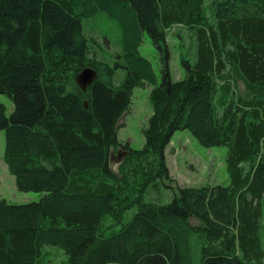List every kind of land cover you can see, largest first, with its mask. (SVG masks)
I'll return each instance as SVG.
<instances>
[{"label":"trees","instance_id":"16d2710c","mask_svg":"<svg viewBox=\"0 0 264 264\" xmlns=\"http://www.w3.org/2000/svg\"><path fill=\"white\" fill-rule=\"evenodd\" d=\"M101 12L122 31L113 65L84 32ZM174 26L192 37L178 81ZM146 35L160 84L140 52ZM87 68L97 79L83 92L76 76ZM238 80L250 96L237 95ZM146 85L152 114L133 149L120 142L119 121ZM0 95L14 105L8 116L0 104L3 161L19 192L42 194L0 198V264H264V0H0ZM180 130L228 148L230 183L148 201L172 182L166 149Z\"/></svg>","mask_w":264,"mask_h":264},{"label":"rangeland","instance_id":"374dc122","mask_svg":"<svg viewBox=\"0 0 264 264\" xmlns=\"http://www.w3.org/2000/svg\"><path fill=\"white\" fill-rule=\"evenodd\" d=\"M84 32L88 37L96 40V49L101 60L113 65L117 55L121 51L122 31L118 24L105 13H98L95 17L83 22ZM181 35V36H178ZM167 45L170 53V74L174 81L186 76L182 64V57L192 58V37L184 27L174 26L167 37ZM141 54L151 61L154 71L161 82L162 64L160 54L153 45L148 35L145 36ZM121 73V72H119ZM238 96H250V91L240 80L235 85ZM153 86L146 85L134 89L131 97L130 110L119 121L118 138L122 144H127L133 149H141L144 145L142 130L147 126L148 119L152 114L149 95ZM0 104L5 105L7 115L14 110L11 99L6 95H0ZM5 133L0 132V198L10 203L25 204L40 200L39 193L19 192L15 178L12 176L3 161L5 150ZM121 148L115 149L111 154V168L117 172V168L123 158ZM227 147L206 148L188 130L177 131L166 149V164L169 168L172 182L164 180L157 190L147 197L148 201L157 203H169L178 187H202V186H228L230 183L227 170ZM137 209H133L127 218H130ZM193 224L198 222L192 218ZM264 239V218L263 233ZM46 250L59 252L63 256L64 251L55 247H46Z\"/></svg>","mask_w":264,"mask_h":264},{"label":"water","instance_id":"95a60500","mask_svg":"<svg viewBox=\"0 0 264 264\" xmlns=\"http://www.w3.org/2000/svg\"><path fill=\"white\" fill-rule=\"evenodd\" d=\"M97 79V72L91 68L83 70L76 76V83L83 92H86L88 87ZM85 108L88 104L85 103ZM124 155V154H123Z\"/></svg>","mask_w":264,"mask_h":264}]
</instances>
